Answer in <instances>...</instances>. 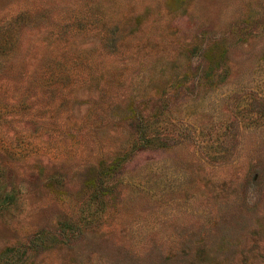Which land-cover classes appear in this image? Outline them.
I'll return each instance as SVG.
<instances>
[{
  "label": "rangeland",
  "instance_id": "rangeland-1",
  "mask_svg": "<svg viewBox=\"0 0 264 264\" xmlns=\"http://www.w3.org/2000/svg\"><path fill=\"white\" fill-rule=\"evenodd\" d=\"M0 264H264V0H0Z\"/></svg>",
  "mask_w": 264,
  "mask_h": 264
}]
</instances>
